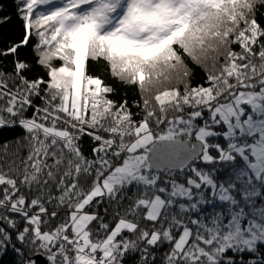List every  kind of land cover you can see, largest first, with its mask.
Listing matches in <instances>:
<instances>
[{
	"label": "snow or ice",
	"instance_id": "6c2138e0",
	"mask_svg": "<svg viewBox=\"0 0 264 264\" xmlns=\"http://www.w3.org/2000/svg\"><path fill=\"white\" fill-rule=\"evenodd\" d=\"M10 8L0 0V61L12 57L0 66V130L23 135L0 155V254L264 264V0ZM29 45L35 65L21 52ZM89 61L106 62L140 100L111 99Z\"/></svg>",
	"mask_w": 264,
	"mask_h": 264
},
{
	"label": "trees",
	"instance_id": "16d2710c",
	"mask_svg": "<svg viewBox=\"0 0 264 264\" xmlns=\"http://www.w3.org/2000/svg\"><path fill=\"white\" fill-rule=\"evenodd\" d=\"M13 2L14 0H3V10L8 11L10 15H11L10 5ZM261 11H264V9H262ZM18 26H19V20L13 17V23L12 25L8 26V32H7V35H9L10 39H16L18 37L19 33L12 35L11 32L13 28ZM32 43H35L34 39ZM21 52L24 55H26L27 59L31 63H33V65H35V56L31 51V45L27 46L24 49H21ZM11 60H12L11 56L7 57L6 60L0 61V66H2L5 70H10ZM33 71L34 73L35 72L43 73L44 69L40 67H34ZM88 72L89 74L99 76L105 82V84L111 85L115 89V92L110 94L111 99H114L116 101H121L122 99L127 98L130 103L132 100H140V93L138 91L137 86L124 84L120 82L117 78L113 77L110 73L109 67L106 62L89 61ZM195 72L197 73V76L193 79V84L197 83L200 77L203 76V72L199 68H196ZM37 103H39V101H37ZM133 111H136V109L134 108ZM31 112L32 110L29 109L28 114L31 115ZM22 135H23L22 129L19 127L5 128L0 130V155H3V145L5 144V142H10L8 151L9 153L13 152L16 146L11 142L15 141V139L18 136H22ZM90 143L91 141L89 137L87 136L83 137L82 146L86 152L89 151ZM24 155H26V152L22 150L20 152V156L23 157ZM19 259L20 258L10 248L3 254H0V264H18ZM126 264H130V262L126 261Z\"/></svg>",
	"mask_w": 264,
	"mask_h": 264
},
{
	"label": "water",
	"instance_id": "95a60500",
	"mask_svg": "<svg viewBox=\"0 0 264 264\" xmlns=\"http://www.w3.org/2000/svg\"><path fill=\"white\" fill-rule=\"evenodd\" d=\"M38 260L39 264H47V261L43 257H36Z\"/></svg>",
	"mask_w": 264,
	"mask_h": 264
}]
</instances>
